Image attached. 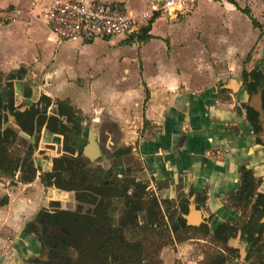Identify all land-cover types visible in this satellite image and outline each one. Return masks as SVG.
<instances>
[{
	"label": "crops",
	"instance_id": "crops-1",
	"mask_svg": "<svg viewBox=\"0 0 264 264\" xmlns=\"http://www.w3.org/2000/svg\"><path fill=\"white\" fill-rule=\"evenodd\" d=\"M52 1L0 0V83L12 88L13 105L45 96L52 109L68 102L84 125H109L107 134L115 138L112 127H126L118 135L132 140L124 149L134 157L140 176L163 202L177 198L196 238L201 227L214 230L239 215L243 203L231 198L239 191L243 171L254 181L251 201L264 196V145L239 109L245 103L255 110L261 102L257 95L247 99L243 74L256 70L262 76L264 70L260 63L254 66L256 56L250 57V44L264 39V0H189L188 12L154 14L149 38L136 36L137 43L120 38L61 41L44 17ZM81 1L122 5L137 16L158 0ZM241 10L249 12L255 25ZM95 48L110 58L106 65L88 60ZM69 51L80 57L74 60ZM239 60L243 63L236 68ZM35 71L43 73L39 84L31 80ZM17 72L19 77L8 79ZM47 76L51 81H45ZM130 123L138 129L133 137ZM54 138L57 147L61 138ZM6 186L2 184L4 193ZM24 200L20 216L46 207ZM0 205L5 209L7 198ZM231 248L237 250V240ZM0 264L11 262L3 258Z\"/></svg>",
	"mask_w": 264,
	"mask_h": 264
},
{
	"label": "flooded vegetation",
	"instance_id": "flooded-vegetation-1",
	"mask_svg": "<svg viewBox=\"0 0 264 264\" xmlns=\"http://www.w3.org/2000/svg\"><path fill=\"white\" fill-rule=\"evenodd\" d=\"M261 73L263 77L262 80H259V85L255 87V91L249 90L245 85L244 92L248 100L260 92L261 108L264 112L262 102L264 70ZM30 96L29 94L28 98ZM12 97V88L6 82L0 83V134L10 130L14 134V139L19 136L24 141L29 140L30 153L27 157L32 161L36 170H43L42 175L51 172L55 159L67 158L77 166L74 171L82 173L85 179L81 183L83 189L65 191L70 193V201H67L65 206L59 200H50L48 207H40L36 213L26 219L17 234V238L1 254L0 260L5 258L11 264H119V260L115 255L108 257L106 252L113 248L117 250L122 245L131 244L125 236V231L143 225V222L136 215L143 210L144 203L142 199L148 191L152 193L151 199H155L158 204L157 218L164 220V229L173 232L169 224V218L160 209L163 204L168 207L175 204L173 208L176 209L177 206L180 208L176 219L177 229L194 232L186 226V223L188 224L186 217L188 216H181L184 210L177 198L171 201L167 199L165 200L167 202H163L164 200H160L153 190L148 188L147 183H141L142 186L140 187L139 181L132 180V174L130 176L125 175V171L120 164H110L107 161L105 155L108 154L107 152L113 151L114 146V137L107 134V131L111 129L109 125L93 128L89 124L84 125V121L77 116L67 121L57 115V107L52 109V103L43 101L42 97L36 102L21 101L16 105H13ZM239 109L246 119L248 110L251 109L256 112L245 103H242ZM27 112L35 114V123L31 134L24 132L17 122V116ZM50 117H57L68 132L52 133L48 127ZM40 118H45L41 126L38 125ZM258 125L260 131L255 133L250 124L259 142L264 145L260 137L262 129L259 120ZM55 136L61 138V143L57 147L54 143L59 141L54 138ZM10 140L11 138L8 139V142ZM101 140L103 143H101ZM37 142L42 144L43 148L48 147V149L44 150V153H39L43 152L40 146H33ZM92 148L95 150L91 151ZM8 153H10L9 149ZM125 154L132 156L128 150L125 151ZM119 155L121 153H116L114 156ZM42 156L47 161L49 160V163H43ZM98 170L108 177L97 178L93 174ZM0 175L16 179L20 177L19 171L14 173L13 177L2 173ZM92 177H95V179H91ZM127 181H133L138 190L136 193H133V190L130 192L129 185L121 191L126 198L124 202L125 214L118 219H114L112 216V202L120 199L117 197L118 191L121 189V185ZM49 187L56 188L53 184ZM237 194L232 196L231 200L238 205L243 203V207L240 206L239 215L235 220L225 224L227 230L221 237H219V226L224 223L218 224L214 227V230L209 231L201 229V227L198 234L199 238L194 236V238H188L187 240L206 243L203 237L211 238L217 246L216 254L218 255L212 264H264V196L256 195L253 201L251 199L254 195L249 196L244 202H241ZM78 195H82L84 200H80ZM121 199L123 198L121 197ZM138 203L142 205L141 210L137 209ZM240 216H246V219L240 227H236L234 225ZM155 217H147L150 219L147 228L151 231L157 228V224L154 222ZM180 218L187 229L182 228L178 223ZM234 240H237V250L231 248ZM135 243L131 246L138 247V242ZM219 245L224 246L225 249L222 250Z\"/></svg>",
	"mask_w": 264,
	"mask_h": 264
},
{
	"label": "rangeland",
	"instance_id": "rangeland-1",
	"mask_svg": "<svg viewBox=\"0 0 264 264\" xmlns=\"http://www.w3.org/2000/svg\"><path fill=\"white\" fill-rule=\"evenodd\" d=\"M262 42L250 44V57L253 58L254 56H256L255 58H257V61H253L255 62L254 66L260 63V66L264 67V39ZM129 48L131 49V47ZM107 49L110 50L111 47H107ZM69 53L72 54V51H69ZM237 56L238 58H240L238 53ZM79 57L80 55L77 54L74 55L73 59L77 60V58ZM98 59L103 60L102 62H104L106 65V61L109 62L110 58L107 56H103L98 52L97 48H95L94 51L89 53L88 60L90 61V63L95 64L94 62ZM242 63L243 60L237 61L235 64L236 68H241ZM104 71L107 72V70ZM42 77V71H35L34 74H31V80L35 81L38 84L43 79ZM3 78L0 82H4ZM44 79L45 81H51L52 76H47ZM79 80L80 81H78V83H80L82 79ZM64 81L69 82L68 78ZM121 128L123 129L126 127L123 126ZM121 128L117 124L112 127V131L116 138L114 137L115 139H113V151L107 152L108 154L105 155V158L110 164H120L123 170L125 171V175L130 176L132 174V180L139 181L138 184L141 187V183L146 182L142 179L139 174V166L136 163L134 157L125 154L126 150L124 149L125 144H130L132 140H122L121 138H119L118 133L124 134V132L121 131ZM128 128L129 132L133 131V133H130V137H133L134 132L138 131L135 123H130L128 125ZM101 143H103L102 140ZM29 144V140L24 141L19 136H16L13 143L8 148L11 156L14 159H25L30 153ZM38 145L43 150V152L39 153H44V150L48 149V147L43 148L42 144H39L38 142L37 144L35 143L33 146L38 147ZM116 153H121V155L115 157L114 155ZM41 159L43 160V163H49V160L47 161V159H45L43 156L41 157ZM42 171L43 170H38V173L36 174L32 185H30L29 187L23 184H18L19 178H7L6 176L0 175V178H3L0 179V204L4 201L5 198H7L8 202V205L5 209L0 208V256L1 254H3L4 251L7 250L9 246L12 245V242L17 238V234L19 233L26 219L31 217L19 215V210H21L20 208L22 207L23 202H25L24 199H34L33 206L35 207L40 201L43 204H46V206L48 207L50 200H52V198L55 196H59V201H61L62 204H64L66 201H70V193L68 192L56 188L53 189L52 187H49L47 189V187L43 186L45 188L44 190L41 187L39 175L42 174ZM93 175H95L97 178L108 177L107 175L101 173V171L99 170L96 171ZM93 178L95 179V177H92L91 179ZM2 184H8V186H6V189L8 190L7 193H4L5 188L2 187ZM129 185L130 192L133 190V193H136V191L138 190V187L135 186V183H133V181H127L123 183V185H121L122 187L118 191L119 194H117V197L120 199L112 202V216L114 219H118L121 215L124 216L125 214L124 202L126 198L121 191H123L124 188ZM151 194V191H148L143 197V210L139 211L136 215L137 218L139 217L140 221L143 222V225L135 228L132 227L131 229H127L125 231V236L128 241L131 242V244L122 245V247L118 248L117 250H115L114 248L110 249L106 252V255H108V257L110 255H115L119 260V264H212V262H214V259L218 256L216 254L217 246L215 243H213L212 239L206 238L205 236L203 237V239L206 243L188 241V238H194L196 234L194 232H190V230L177 229L178 224L176 222V219L178 218L180 208L179 206H177L176 209L173 208L175 204L170 207L163 204L162 208L160 209L165 212L167 218H169V224L173 232H171V230L164 229V220L160 219L159 217L157 218L159 207L158 205L154 206L152 204ZM67 196L69 199L66 198ZM121 197L123 199H121ZM63 206H65V204ZM168 214H170V216H168ZM148 216H156L154 222L157 224V228L155 230L153 229V231L147 228V223L148 221H150V219L147 218ZM245 219L246 216H240L234 226L240 227V225ZM142 229L147 230L143 231ZM135 242H138V247L131 246L132 244L135 245ZM219 247L222 250L225 249V247L222 245H219ZM162 249L166 250L163 252Z\"/></svg>",
	"mask_w": 264,
	"mask_h": 264
},
{
	"label": "trees",
	"instance_id": "trees-1",
	"mask_svg": "<svg viewBox=\"0 0 264 264\" xmlns=\"http://www.w3.org/2000/svg\"><path fill=\"white\" fill-rule=\"evenodd\" d=\"M241 12L246 14L250 18L249 12L247 10H241ZM155 17L156 15L153 16V18ZM152 19L144 28L140 29L139 33H137V37L140 40L143 41L149 38L147 34L149 32V25ZM251 21L255 25L254 20L251 19ZM16 77H19V72L10 74L8 76V79L11 80ZM243 77L244 80L247 82L246 86L251 91H255V87L259 85L258 84L259 80H262V76L256 70L250 73H244ZM42 100L49 102V99L46 98L45 96L42 97ZM262 102L264 109V90L262 92ZM57 108H58L57 115L61 118H65L67 121L71 120L76 116L75 115L76 112H74V110L71 108L68 102H57ZM257 116L258 115L256 112H254L251 109L248 110L247 119L251 124L255 133H258L260 131ZM44 121L45 118H40L38 125L39 126L43 125ZM17 122L24 132L31 134L35 123V114L33 112H27L25 114H21L17 116ZM48 127L50 131L55 134L68 132V130L63 126L62 122L57 117H50L48 121ZM9 138H11L10 142H8ZM13 139H14V134L10 130L0 134V173L13 177L14 173L19 171L20 173L19 180L23 183H31L32 181H34L36 177L37 170L34 168V165L32 161L29 159V157H26L23 160H19V159H14L10 155V153H8V148L12 143ZM74 168H77L75 163H73L67 158L55 159L53 161V168L51 172L44 173L43 175H41L40 181L45 187H49L53 184L57 189H61L64 191L81 190L83 189L81 183L84 181L85 178L82 173L74 171ZM254 186H255L254 181L251 178L250 173L247 171H243L241 176V186L237 194L239 200L243 201L246 200L249 196H252L254 191ZM78 197L80 200H84L82 195L80 196L78 195ZM152 202L154 206L158 205L155 199H153ZM137 205H138L137 209L141 210L142 205L139 203ZM178 223L182 228L187 229L181 218L178 219ZM225 227H226L225 224L219 226V233H220L219 237H221L222 234L226 232L227 228Z\"/></svg>",
	"mask_w": 264,
	"mask_h": 264
},
{
	"label": "built area",
	"instance_id": "built-area-1",
	"mask_svg": "<svg viewBox=\"0 0 264 264\" xmlns=\"http://www.w3.org/2000/svg\"><path fill=\"white\" fill-rule=\"evenodd\" d=\"M188 1L158 0L150 11L135 16L122 5L53 0L44 17L50 32L61 41L88 43L120 38L137 43V33L154 14H183L189 11Z\"/></svg>",
	"mask_w": 264,
	"mask_h": 264
},
{
	"label": "water",
	"instance_id": "water-1",
	"mask_svg": "<svg viewBox=\"0 0 264 264\" xmlns=\"http://www.w3.org/2000/svg\"><path fill=\"white\" fill-rule=\"evenodd\" d=\"M257 97H260V92L257 94ZM255 111L258 114V120L261 123V129H262V134L260 135V137L262 138V142L264 143V112L261 108V102L258 101V104H256L255 106ZM186 219L188 220V217H186Z\"/></svg>",
	"mask_w": 264,
	"mask_h": 264
}]
</instances>
